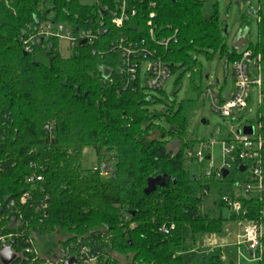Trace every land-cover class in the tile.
Returning <instances> with one entry per match:
<instances>
[{"label": "trees", "instance_id": "obj_1", "mask_svg": "<svg viewBox=\"0 0 264 264\" xmlns=\"http://www.w3.org/2000/svg\"><path fill=\"white\" fill-rule=\"evenodd\" d=\"M154 1L155 35L171 38L167 46L150 40L146 25L150 9L140 6L139 15L122 28L107 17L105 34H97L92 43L79 42L70 57H63L58 41L29 40L31 29L47 14L40 11V0H0V203L4 206L0 229L23 230L21 238L32 240L37 248L38 239V251L44 255L73 245L89 248L98 264H124L115 254L129 261L125 264H186L190 246L186 247L185 231L195 243L202 235L223 233L229 222L256 221L262 225L259 264H264V0H259L256 11L259 38L248 48L262 77L258 117L250 124L263 141L262 191L255 197H238L246 214L227 217L222 190L226 183L245 182L239 164L233 179L188 171L186 151L198 142L188 137L195 100L178 105L162 89L149 91L140 71L130 82L120 72L123 59L118 46L121 41L122 46H142L144 41L172 75L182 71L175 96L186 72L191 74L190 89L197 97L201 94L204 76L199 56L226 57L234 65L242 54L228 53L225 26L217 14L204 15L203 0ZM54 12L73 34L99 24V7L93 3L54 0ZM25 41L32 52H25ZM145 60L139 55L133 62L141 66ZM242 120L240 116L232 121L242 124ZM173 139L181 142L177 153L168 150ZM87 148L95 150L99 164L104 154L110 157L105 159L112 170L108 177L83 168ZM33 176L42 181L35 184L32 200L7 209L12 200L18 202L30 192L27 179ZM158 176H168V183L146 195L148 180ZM25 241L18 240L20 249ZM207 264H224L220 249L211 253Z\"/></svg>", "mask_w": 264, "mask_h": 264}, {"label": "built area", "instance_id": "obj_2", "mask_svg": "<svg viewBox=\"0 0 264 264\" xmlns=\"http://www.w3.org/2000/svg\"><path fill=\"white\" fill-rule=\"evenodd\" d=\"M10 2L12 0H5ZM93 4L99 7V17L97 20L98 27L90 25L88 28L77 30L76 34H73L72 29L66 24L56 20L50 19L51 11L48 10L44 20H39L37 25L31 29L30 41L36 44L48 43L49 41L56 40L60 43L61 34L65 30V26L69 27L66 31L64 39L68 40L72 46V52L75 50L79 42L85 41V44L92 43L97 34H105L107 32L106 19L109 17V21L117 28H122L125 23L130 19L139 15V7L147 6L150 9L147 19V28L150 40L155 42L159 46H167L171 38L157 39L155 35L156 26L153 20L156 18V13L153 11L156 8V2L154 0H92ZM174 37V36H173ZM172 37V38H173ZM118 46V50L121 53L123 63L121 67V74H126L130 82L136 81L138 71L141 74L142 84L149 91H156L162 89L165 82L172 76L170 68L162 61L157 52L150 48L145 47V42H142V46L138 44L129 43L127 46ZM24 50L27 53L33 51L32 46L28 41L24 42ZM58 52L60 49L58 48ZM139 55H142L146 60L141 63V66L133 62ZM146 64V77H142V68ZM251 68L256 69L258 75L252 77L249 71ZM233 72L235 78V93L231 98L226 100H220L214 92L210 94V101L213 109L224 118H230L235 120L239 113L247 108L248 101L251 96V87L257 86L260 90L262 85L261 69L258 67L257 61L252 58V52L250 50L242 53V58L235 62L233 65ZM243 115V114H242ZM240 115V116H242ZM46 129L51 132L52 126L47 125ZM218 144L214 142H203L200 144L198 151L194 152L193 149L186 151V157L190 161L197 160L199 163H204L206 160L213 159V147ZM228 144V148L226 147ZM223 160L225 157L233 156L231 164L236 166H245L243 172L245 182L240 185L235 184V187L243 189V195L235 197H222V201L229 211L235 215H245L246 211L243 210L241 202L238 197L249 198L251 193L259 195L262 191L263 175L261 165V151L263 141L260 136L257 135V128L254 127V135L247 136L243 132L241 135L234 137L230 142L221 143ZM231 164L224 162L219 170L215 171L214 166H211V170L205 171L206 177H211L215 174L218 178H223V171L228 170L231 173ZM102 177H108L111 173L110 163H100L95 168ZM230 176V175H229ZM42 181L41 177H29L27 184L30 186V192L24 193L16 202L12 200L6 207L7 209L13 208L18 204L25 206L32 200V193L35 189V184ZM47 200V199H46ZM3 205L0 203V212L3 210ZM46 205H42L41 209L44 210ZM21 219V217H19ZM15 227L19 226L18 219L15 220ZM243 236L241 244L247 245L252 258L256 253L262 254V225L256 221H243ZM15 232L5 233V228L0 229V253L3 249L9 248L16 256V262L14 264H64L69 259H75L73 264H98L99 258L97 255H90L89 248H79L73 246L61 249L58 252L50 255L41 254L32 240L21 238L24 234L23 230L18 228ZM164 234L168 233L167 228H163ZM26 240V246L22 249L19 247L18 240ZM19 248V250H17ZM72 248H74L72 252ZM76 249V250H75ZM1 263V262H0Z\"/></svg>", "mask_w": 264, "mask_h": 264}, {"label": "rangeland", "instance_id": "obj_3", "mask_svg": "<svg viewBox=\"0 0 264 264\" xmlns=\"http://www.w3.org/2000/svg\"><path fill=\"white\" fill-rule=\"evenodd\" d=\"M82 3L91 4L92 0H81ZM204 9L203 13L206 17H211L217 14L220 22L227 28L225 33V40L227 44V50L229 54L234 52L244 53L248 50L251 44L255 45L259 38L258 17L256 11L259 8V0H203ZM50 10V19H55L54 12V0H40V11ZM65 26L64 32L61 34V40L59 43V49L63 57H70L72 54L71 43L64 39L66 31L69 27ZM199 70H201L204 76V83L202 86L201 94L197 97V94L193 93L190 89V72L184 73L182 77V85L179 88L177 95L174 93L177 89L178 79L182 76V71L172 75L162 87L165 96L170 100H176L177 104H181L187 99L195 100V107L190 117V124L188 128V137L196 139L198 142L193 147L194 152L198 151L200 144L203 142H216L212 151L214 153L212 160H206V164L202 165L197 160L189 161L186 159L185 167L188 171L196 176H200L205 171L211 170V166H214L215 171L224 166V162L231 164L232 155L225 157L223 160L221 143L230 142L234 137L242 134V128L246 124H254L258 117V110L260 104V90L257 86L251 87V96L247 108L239 113L235 120L240 115L243 116L242 124L234 123L230 118H224L217 113L211 104L210 94L214 92L219 96L220 100H226L231 98L235 93V78L233 72V65L227 63L226 57L221 58L216 56L212 60H208L203 56H199ZM146 64L142 68V77H146ZM252 77H256L258 72L256 69L251 68L249 71ZM158 97H161L158 93H153ZM230 135L231 139L226 140ZM181 147V142L178 139H173L169 145L168 150L172 153H177ZM228 148V144H226ZM192 148V147H191ZM105 159L108 157L104 154ZM105 159L103 164L107 162ZM98 158L95 150L87 148L83 154L82 165L85 169H93L98 165ZM237 173L235 167L231 164L230 178L233 179ZM243 184V180H237L236 183H226L223 186V197H235L243 195V189L235 187V184ZM250 197H255L257 194L251 193ZM211 200L208 201V204ZM224 215H233L228 209L224 211ZM229 228L222 235L211 236L202 235L197 238V241L193 243L192 237L188 231H185V237L187 239V246H190L189 250H194L193 253L185 255L186 264L199 261V264H207L211 253L215 251L212 248L214 243L220 245L223 244V256L224 264H259L260 255L256 253L254 258L251 257L250 252L245 244H241L243 236V225L239 222H233L228 225ZM37 240L36 245L40 248L41 244ZM227 241L229 244L226 245ZM39 243V245H38ZM213 244V246L211 245ZM37 248V247H36ZM37 248V249H38ZM41 254H44L40 252ZM115 258L121 262L129 263V261L121 255L115 254Z\"/></svg>", "mask_w": 264, "mask_h": 264}, {"label": "water", "instance_id": "obj_4", "mask_svg": "<svg viewBox=\"0 0 264 264\" xmlns=\"http://www.w3.org/2000/svg\"><path fill=\"white\" fill-rule=\"evenodd\" d=\"M227 31V28H225V33ZM82 44H85V41L82 42ZM242 132L244 135L252 136L254 135V126L246 125L242 128ZM240 172L245 171V166L239 167ZM230 175V172L228 170L223 171V178L226 179ZM169 181L168 176H158L156 178H150L148 180L147 188L145 189V194L149 195L150 193L156 191L158 187H165L166 184ZM247 246V245H246ZM0 262L1 264H14L16 262V256L9 248H5L0 253ZM75 262V259H69L64 264H73Z\"/></svg>", "mask_w": 264, "mask_h": 264}, {"label": "crops", "instance_id": "obj_5", "mask_svg": "<svg viewBox=\"0 0 264 264\" xmlns=\"http://www.w3.org/2000/svg\"><path fill=\"white\" fill-rule=\"evenodd\" d=\"M231 223H233V222H229V223H227L224 232H226V231L228 230V228H229L228 225L231 224ZM239 223H240L241 225H243V223H241V222H239ZM224 232H223V233H224ZM223 233H221V234H219V235H222ZM211 236H218V235H211ZM225 242H226V245L229 244L227 241H225ZM211 245L213 246L212 243H211ZM214 245H215V246H213L212 248L220 249V250H221V253H222V258H224V256H223V251H222L224 245H223V244L218 245L217 243H216V244L214 243ZM193 252H194V250L192 249L191 251L187 252L186 255H188L189 253H193ZM223 260H224V259H223Z\"/></svg>", "mask_w": 264, "mask_h": 264}]
</instances>
